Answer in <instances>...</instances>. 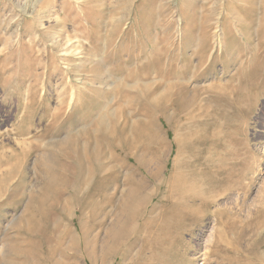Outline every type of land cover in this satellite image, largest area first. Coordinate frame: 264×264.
Returning <instances> with one entry per match:
<instances>
[{
	"label": "rangeland",
	"instance_id": "obj_1",
	"mask_svg": "<svg viewBox=\"0 0 264 264\" xmlns=\"http://www.w3.org/2000/svg\"><path fill=\"white\" fill-rule=\"evenodd\" d=\"M80 224L95 264H264V0H0V264H91Z\"/></svg>",
	"mask_w": 264,
	"mask_h": 264
},
{
	"label": "bare ground",
	"instance_id": "obj_2",
	"mask_svg": "<svg viewBox=\"0 0 264 264\" xmlns=\"http://www.w3.org/2000/svg\"><path fill=\"white\" fill-rule=\"evenodd\" d=\"M31 1V5H33L35 3L36 0H30ZM130 2V0H129ZM31 13V12H30ZM239 20V19H238ZM237 21V20H236ZM242 21V20H241ZM238 23V21L236 22ZM234 24V23H233ZM235 27V26H234ZM234 29V28H233ZM222 30V34H223V29L221 28ZM217 31V30H216ZM228 32V31H227ZM215 33V32H214ZM224 35V34H223ZM216 37V40L219 41V42H222L221 40V35L220 34H216L215 35ZM221 40V41H220ZM225 44V43H224ZM77 66V65H76ZM80 65H78L77 67L79 68ZM76 71V70H75ZM74 71V73H76ZM72 72V71H71ZM79 75V74H78ZM6 77L8 75H5ZM9 77V76H8ZM90 77V76H89ZM76 78V77H74ZM78 78V77H77ZM91 80V79H90ZM78 81V80H77ZM94 83V82H93ZM75 84V83H74ZM81 84H84V83H81ZM91 84V82H90ZM79 85V84H78ZM76 84V86H78ZM82 86V85H81ZM85 86V85H84ZM23 87V86H22ZM75 87V86H74ZM80 87V86H79ZM90 87V86H89ZM93 87V86H92ZM81 88V87H80ZM83 88V87H82ZM91 88V87H90ZM85 89V87H84ZM81 90V89H80ZM80 90L78 88L77 92H76V95L77 93L79 94L78 97L80 96ZM86 90H88L86 88ZM89 91V90H88ZM85 92V91H84ZM181 98V97H180ZM183 98V97H182ZM181 100V99H180ZM186 101V100H185ZM189 101V100H188ZM177 109L178 108H181L182 107V101L181 102H178L177 100L174 102ZM185 103V102H184ZM189 103V102H188ZM186 104L183 105V108H185ZM188 105V104H187ZM164 108V107H163ZM161 109V108H160ZM165 109V108H164ZM161 112V110H159ZM165 111V110H164ZM69 119V118H68ZM62 120V119H61ZM68 122V121H67ZM150 126V125H149ZM147 129V128H146ZM145 129V130H146ZM149 129V128H148ZM148 129H147V133H148ZM152 130V129H151ZM146 132V131H145ZM150 132V130H149ZM144 135V133H143ZM148 135V134H147ZM145 136V135H144ZM147 137V136H146ZM145 139V137H143ZM155 136L153 135V133H150L148 135V139L151 140V142L153 143H156V139H154ZM66 142V141H65ZM152 145V144H150ZM156 146V145H155ZM129 149V148H128ZM162 149V148H161ZM163 150V149H162ZM144 157V156H143ZM121 160V159H120ZM162 160V152L161 150H158L157 151L155 150L154 152H151L150 153V156L146 159V158H142V157H138L137 156V159H136V168L135 170H138L140 173L139 174H142L144 177H139L137 176V180L134 181L133 183L130 182L131 184H129V186L127 187L124 195H123V198L120 202V211H121V214L124 213V215H128L130 216L129 214L131 213H136L138 212L140 209V207H142L144 203L146 202H150L154 196V190L152 189L151 187V183L152 184H156L157 188H159L160 184L162 183V181L164 180L163 178V171H162V165H161V161ZM121 162V161H120ZM132 166V165H131ZM129 167V166H128ZM134 167V166H133ZM133 169V168H132ZM127 171V170H126ZM132 171V170H130ZM112 172V171H111ZM133 172V176H134V171ZM130 173V172H129ZM113 174V173H112ZM115 174V173H114ZM132 174V173H131ZM49 175V174H48ZM47 175V176H48ZM50 177H48L45 181V186L47 188H49L50 186H52L54 184V177L57 178L56 174H50L49 175ZM130 176V175H129ZM99 179L97 180V187L99 188L100 191L104 192L103 193V198L104 199H110L111 198V195L109 194H106V192L104 191V186L106 184V182L109 180L108 178H104V177H100L98 176ZM117 177V176H116ZM128 178V176H126ZM129 178H132L131 176ZM113 179V178H112ZM60 180V179H59ZM115 180V179H114ZM112 181V180H111ZM117 181V180H116ZM124 181V180H123ZM128 182V180H126ZM133 181V180H132ZM58 182V181H57ZM96 182V181H95ZM109 182V181H108ZM125 182V181H124ZM126 183V182H125ZM150 183V184H149ZM164 183V182H163ZM110 184V182H109ZM115 184V183H114ZM117 184V183H116ZM107 185V184H106ZM111 185V184H110ZM109 185V186H110ZM119 185V184H118ZM163 185V184H162ZM178 185V184H177ZM107 186V188L109 187ZM176 186V185H175ZM114 187V186H113ZM95 188V186H94ZM115 188V187H114ZM124 188V186H123ZM181 189L178 187V190ZM98 193V191H97ZM96 193V194H97ZM164 204V203H163ZM81 209V212L82 210L84 209V206H81L80 207ZM93 213V212H92ZM135 215V214H133ZM128 218V217H127ZM130 218V217H129ZM131 219V218H130ZM131 221V220H130ZM154 221V220H152ZM122 223V216H118L116 218V221L114 224H112L110 226V228L108 229V236H110V239L111 238H115L118 236V232L120 230V225ZM133 223V222H131ZM125 228V227H124ZM130 232V231H129ZM63 233V232H62ZM61 233V234H62ZM87 232L85 231V229L83 228V226L80 224L79 227H74V230L73 231H69V239H68V242H67V247L69 249H72L73 250V255H76V253H78V251H76V247L78 246L80 249V251H83V248L85 249L87 256L92 260L91 261V264H95V254H93L92 250L87 248V240H86V234ZM63 235L61 236V238H63ZM124 235H127V233H125ZM123 236V234H122ZM124 237V236H123ZM210 237V236H209ZM93 239V238H92ZM122 239V237H121ZM90 241V240H89ZM94 241V240H93ZM91 242V241H90ZM209 243H210V239H209ZM92 244V243H91ZM175 244V243H174ZM172 245V244H171ZM208 247V246H205V248ZM76 248V249H75ZM75 249V250H74ZM168 250V249H167ZM103 251V250H102ZM163 251V249H162ZM166 251V250H165ZM95 252V250H94ZM80 253V252H79ZM82 256V255H81ZM185 257V256H183ZM158 258V257H157ZM160 258V257H159ZM158 258V259H159ZM162 259V258H161ZM163 260V259H162ZM161 261V260H160ZM150 262V261H149ZM144 264V263H143Z\"/></svg>",
	"mask_w": 264,
	"mask_h": 264
}]
</instances>
